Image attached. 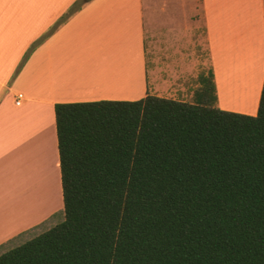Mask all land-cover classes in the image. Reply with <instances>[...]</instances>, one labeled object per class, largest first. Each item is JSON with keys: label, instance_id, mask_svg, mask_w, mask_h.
Wrapping results in <instances>:
<instances>
[{"label": "trees", "instance_id": "16d2710c", "mask_svg": "<svg viewBox=\"0 0 264 264\" xmlns=\"http://www.w3.org/2000/svg\"><path fill=\"white\" fill-rule=\"evenodd\" d=\"M195 102L55 105L65 219L0 264H264V80L256 116Z\"/></svg>", "mask_w": 264, "mask_h": 264}, {"label": "crops", "instance_id": "0c3cea01", "mask_svg": "<svg viewBox=\"0 0 264 264\" xmlns=\"http://www.w3.org/2000/svg\"><path fill=\"white\" fill-rule=\"evenodd\" d=\"M143 3L0 0V256L65 219L56 104L147 95L194 103L206 45L215 106L256 116L264 56L248 83L241 68L255 28L264 50V0H164L166 33L146 32Z\"/></svg>", "mask_w": 264, "mask_h": 264}, {"label": "rangeland", "instance_id": "374dc122", "mask_svg": "<svg viewBox=\"0 0 264 264\" xmlns=\"http://www.w3.org/2000/svg\"><path fill=\"white\" fill-rule=\"evenodd\" d=\"M143 18H144V23H145V30L146 32H150L155 30L156 28L158 29V26L160 27L155 33H166V29L163 28V24H165V15L162 10V6L164 3V0H143ZM168 23H170V19H168ZM198 33H201L200 31ZM208 48L205 45L203 47V51L199 53L200 58L202 61H204V65H201V75L198 77V82L200 84V87L197 89V91H200L202 88V82L201 79L203 76H207L209 73V55H208ZM261 53V54H260ZM260 55V61L261 64H263V56H264V50L259 52L258 56ZM262 59V60H261ZM196 91V92H197ZM195 92V93H196ZM237 103H232L231 102V108L237 109V107L234 105ZM240 108V107H239ZM55 220H60L59 216H56L52 220L46 222L45 224L41 225L39 228L36 229L35 233H43L47 231L48 225H50L52 222Z\"/></svg>", "mask_w": 264, "mask_h": 264}, {"label": "bare ground", "instance_id": "6f19581e", "mask_svg": "<svg viewBox=\"0 0 264 264\" xmlns=\"http://www.w3.org/2000/svg\"><path fill=\"white\" fill-rule=\"evenodd\" d=\"M250 33H252L251 34V38H250L251 40H250L249 43L246 44L245 49H246L247 55H252V56H251V58L248 57L249 62H244L243 63V66L241 68L242 70L245 69L244 72L241 73V74H242V76L244 78L243 80L246 81L247 83L250 81V78H249V75H248V73L250 72V69H252V71H253V69L258 68V67H261L260 55L259 56L257 55V54H259V52L261 50V47H262V43H261V40H260V37H261L260 36L261 35L260 33L261 32H260L259 28H255V30L253 32L251 31ZM256 49H258V52H257ZM231 50L233 51V49H231ZM255 51H256V53H255ZM252 53H254V58H253V54ZM232 67L233 66H232V63H231V71H232ZM257 71H258V69H257ZM254 72H255V70H254ZM245 76H247V77L245 78ZM227 91L228 90L225 87V85L220 90L221 96H222V104L224 106H228L227 104H225V101L228 102V100L230 98V96H229V94H228ZM30 210H31V208H30ZM29 214H31V212ZM44 214H46V213H43V215ZM43 215H40L39 214L38 216H39V218H41L40 216H43Z\"/></svg>", "mask_w": 264, "mask_h": 264}, {"label": "built area", "instance_id": "2783aa9c", "mask_svg": "<svg viewBox=\"0 0 264 264\" xmlns=\"http://www.w3.org/2000/svg\"><path fill=\"white\" fill-rule=\"evenodd\" d=\"M22 99H23V95L22 94H19L17 96V102H16V104L19 105Z\"/></svg>", "mask_w": 264, "mask_h": 264}]
</instances>
